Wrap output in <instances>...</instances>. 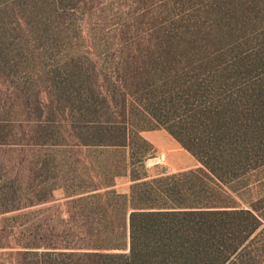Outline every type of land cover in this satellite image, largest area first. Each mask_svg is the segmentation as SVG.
Segmentation results:
<instances>
[{
	"label": "trees",
	"instance_id": "1",
	"mask_svg": "<svg viewBox=\"0 0 264 264\" xmlns=\"http://www.w3.org/2000/svg\"><path fill=\"white\" fill-rule=\"evenodd\" d=\"M62 1L0 0V81L18 65L2 38L33 33ZM187 4L194 18L208 14L209 30L190 18L193 36L160 33L147 47L122 49L113 80L83 57L53 75L43 111L54 117L36 140L50 139L57 112L85 154L60 175L3 177L0 214L12 225L0 226V256L10 264H264V27L256 19L264 0ZM159 130L197 166L151 174L154 148L141 132ZM58 190L65 219L27 217L53 208Z\"/></svg>",
	"mask_w": 264,
	"mask_h": 264
},
{
	"label": "rangeland",
	"instance_id": "2",
	"mask_svg": "<svg viewBox=\"0 0 264 264\" xmlns=\"http://www.w3.org/2000/svg\"><path fill=\"white\" fill-rule=\"evenodd\" d=\"M187 2L189 0H63L62 4L50 6L48 22L32 28L33 33L20 29L12 32L9 39L4 36L3 52L10 61L15 56L18 65L12 69L11 76L5 77L4 82L0 81V186L6 181L3 178L6 173L19 179L27 176L28 171L32 174L39 171L43 176L52 177L65 173L75 156L79 159L84 156L85 153L82 155L73 146L75 143L63 129L61 115L57 112L58 117L49 131L50 139L44 144L36 140L35 129L45 127L46 117L53 116H47L43 111L44 102L52 97L53 75L63 71L66 59L83 57L87 60L86 66L93 64L107 78L116 79L113 59L122 49L147 47L160 33L193 36L196 28L190 18L201 24L202 32L210 29L208 14L199 11L196 18L190 16ZM200 4L193 5L200 8ZM256 19L264 27L263 11ZM11 50L17 51L14 56ZM21 88L23 94L19 92ZM37 105L42 110H36ZM164 135L156 131L141 132V136L154 148L145 168L157 166L174 173L197 166L193 157L186 155L179 146L168 149L170 144L166 143ZM150 173L154 174L155 170L151 169ZM128 187L126 176L117 179L114 188L119 193H127ZM62 198L63 193L55 191V206L48 205L53 208L27 217L36 215L46 219L48 215H54L51 217L53 220L65 219ZM10 217L11 214H0V226L12 225ZM1 235L4 237L6 233ZM0 264L10 262L0 256Z\"/></svg>",
	"mask_w": 264,
	"mask_h": 264
},
{
	"label": "crops",
	"instance_id": "3",
	"mask_svg": "<svg viewBox=\"0 0 264 264\" xmlns=\"http://www.w3.org/2000/svg\"><path fill=\"white\" fill-rule=\"evenodd\" d=\"M152 132H154V131H152ZM156 132H162V133H164L165 135L163 136V138L166 140V141H168V142H166L167 144L169 143L170 145L168 146V149H175V148H177V146H178V144L165 132V131H163V130H159V131H156ZM144 136V135H143ZM172 145V146H171ZM163 151H165V150H163ZM186 155H190V154H188V153H186V152H184ZM163 156V155H162ZM191 156V155H190ZM192 157V156H191Z\"/></svg>",
	"mask_w": 264,
	"mask_h": 264
}]
</instances>
